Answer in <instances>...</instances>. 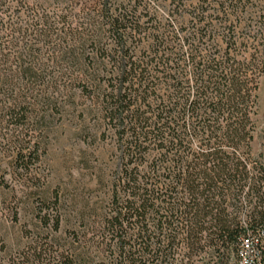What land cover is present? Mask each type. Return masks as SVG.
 <instances>
[{
	"label": "trees",
	"instance_id": "16d2710c",
	"mask_svg": "<svg viewBox=\"0 0 264 264\" xmlns=\"http://www.w3.org/2000/svg\"><path fill=\"white\" fill-rule=\"evenodd\" d=\"M166 1L162 22L143 0H0L6 167L35 179L67 110L116 161L91 168L100 195L41 198L0 264H230L243 239L264 264V0Z\"/></svg>",
	"mask_w": 264,
	"mask_h": 264
},
{
	"label": "rangeland",
	"instance_id": "374dc122",
	"mask_svg": "<svg viewBox=\"0 0 264 264\" xmlns=\"http://www.w3.org/2000/svg\"><path fill=\"white\" fill-rule=\"evenodd\" d=\"M38 1V0H36ZM121 1V0H117ZM146 11L158 20L170 18L166 0H143ZM77 113L67 110L62 116L50 121L42 136L45 154L38 164L37 177L25 184L20 176L7 166L8 158L0 156V236L8 244H14L19 225L29 223L31 207L41 198H48L55 188L65 194L74 191L81 195H100L90 172L112 169L115 166V151L109 140L98 138V127L89 119L82 124ZM256 132L252 143L255 156L264 163V74L259 82L258 112L255 117ZM93 171V172H94ZM18 210L17 221H13V211ZM246 257L251 264L252 254ZM230 264H245L233 256Z\"/></svg>",
	"mask_w": 264,
	"mask_h": 264
},
{
	"label": "built area",
	"instance_id": "2783aa9c",
	"mask_svg": "<svg viewBox=\"0 0 264 264\" xmlns=\"http://www.w3.org/2000/svg\"><path fill=\"white\" fill-rule=\"evenodd\" d=\"M249 253L252 254L250 242L247 239H243L238 253V260L247 264L246 257L249 256ZM250 263L253 264L252 260H250Z\"/></svg>",
	"mask_w": 264,
	"mask_h": 264
}]
</instances>
